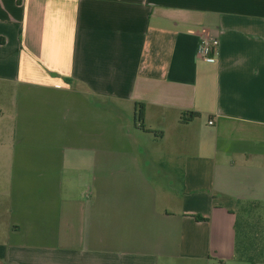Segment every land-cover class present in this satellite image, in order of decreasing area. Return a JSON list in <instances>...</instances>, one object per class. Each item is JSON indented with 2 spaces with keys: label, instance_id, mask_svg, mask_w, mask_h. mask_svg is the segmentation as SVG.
I'll use <instances>...</instances> for the list:
<instances>
[{
  "label": "crops",
  "instance_id": "1",
  "mask_svg": "<svg viewBox=\"0 0 264 264\" xmlns=\"http://www.w3.org/2000/svg\"><path fill=\"white\" fill-rule=\"evenodd\" d=\"M0 264H264V0H0Z\"/></svg>",
  "mask_w": 264,
  "mask_h": 264
},
{
  "label": "trees",
  "instance_id": "2",
  "mask_svg": "<svg viewBox=\"0 0 264 264\" xmlns=\"http://www.w3.org/2000/svg\"><path fill=\"white\" fill-rule=\"evenodd\" d=\"M143 115H144L143 105L139 104V107H138V110L136 113L137 120H142ZM196 115H197L196 112L190 113V117H194ZM248 229L250 230V233L248 235H245L242 227L241 226L238 227V241H239V238H243V239L247 238L249 241L252 242L250 247H253V252L250 251V254H247L245 252H240V251H237V252H238L239 257H241V258L245 257L246 259H250L253 261V259H255V257H258V253H259V249H260L259 236L257 235L258 232H256L253 225L248 224ZM241 232H242V234H240ZM238 241H237V243H238ZM236 249H237V244H236Z\"/></svg>",
  "mask_w": 264,
  "mask_h": 264
},
{
  "label": "built area",
  "instance_id": "3",
  "mask_svg": "<svg viewBox=\"0 0 264 264\" xmlns=\"http://www.w3.org/2000/svg\"><path fill=\"white\" fill-rule=\"evenodd\" d=\"M217 53L218 48L213 38L207 36H203L200 38L197 47L198 56L202 58H210L217 55ZM208 123L211 124L212 121H209Z\"/></svg>",
  "mask_w": 264,
  "mask_h": 264
},
{
  "label": "rangeland",
  "instance_id": "4",
  "mask_svg": "<svg viewBox=\"0 0 264 264\" xmlns=\"http://www.w3.org/2000/svg\"><path fill=\"white\" fill-rule=\"evenodd\" d=\"M241 218H240L238 227L241 226L242 229L244 230L245 235H248L250 233V230L248 229V224L243 220V217H241ZM240 234H242V232ZM251 244H252V242L249 241L247 238H245V239L239 238V241L237 243V251L250 254V251L253 252V247H250Z\"/></svg>",
  "mask_w": 264,
  "mask_h": 264
}]
</instances>
